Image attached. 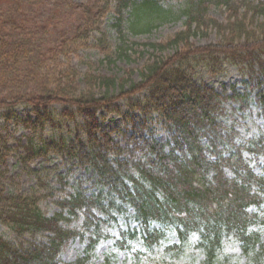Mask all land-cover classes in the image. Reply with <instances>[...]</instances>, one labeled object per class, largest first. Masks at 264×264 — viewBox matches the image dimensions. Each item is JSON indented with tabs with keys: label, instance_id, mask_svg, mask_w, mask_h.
Instances as JSON below:
<instances>
[{
	"label": "trees",
	"instance_id": "1",
	"mask_svg": "<svg viewBox=\"0 0 264 264\" xmlns=\"http://www.w3.org/2000/svg\"><path fill=\"white\" fill-rule=\"evenodd\" d=\"M21 1L31 2L0 0V8ZM32 1L34 6L39 0ZM98 1L102 5L94 6L95 12L80 5L83 19L74 36L43 48L31 42L30 34L17 30L12 14L10 20L0 13V165L15 152L22 169L36 179L35 187L25 194H5L0 181V223L13 233L11 241L0 236V264H61V248L88 232L84 256L68 263L84 264L105 222L99 215L110 220L120 212H129L137 224L120 231L115 242L122 248L134 241L154 246L163 238L164 228L172 227L179 240L175 247L192 233L199 235L205 264H214L226 234L236 237L244 251L253 250L258 235L249 227L256 216L247 208L264 202V167L255 173L244 153L264 157V134L238 143L221 113L229 99L241 110L254 102L264 118V1L185 0L179 12L183 28L163 42L144 44L152 55L137 69L138 80L132 79V69L121 78L85 73L81 88L75 69H56L57 56L66 55L69 42L86 44L96 30L95 40L108 50L105 57L110 61V55L129 56L125 50L134 43L124 45L125 31L149 32L156 22L175 17L162 6L169 0ZM111 1L119 41L115 51L109 50L100 27ZM210 7L219 8L225 22L210 17ZM208 31L219 36L216 43L195 46L191 42ZM197 63L210 74L222 72L226 65L238 67L245 74L243 93L220 95L195 81L192 70ZM97 88L103 90L99 95ZM118 99L137 112L122 114L123 128L117 129L121 141L96 120L100 109L118 112L113 105ZM20 105L29 108L23 117L14 114ZM54 105L62 107L60 114L72 121L69 139L41 137L47 124H58L53 121ZM153 115L165 132L164 141L155 137ZM11 122L27 131L25 142L9 145L6 130ZM49 154L58 156L68 170L90 168L94 176L89 181L95 190L87 194L78 180L71 192L65 191L66 175L58 176V189L48 184L29 163ZM5 174V169L0 170V179ZM47 199L58 207L52 216L39 207ZM68 217L81 218L82 231L67 228L63 221ZM151 222L160 228L151 227Z\"/></svg>",
	"mask_w": 264,
	"mask_h": 264
},
{
	"label": "rangeland",
	"instance_id": "2",
	"mask_svg": "<svg viewBox=\"0 0 264 264\" xmlns=\"http://www.w3.org/2000/svg\"><path fill=\"white\" fill-rule=\"evenodd\" d=\"M254 2L264 0H251ZM21 1L19 4L5 3L0 8V13L7 19L12 20L10 15L17 23V30L30 34L31 42L38 48H43L48 44L60 42L62 39L74 36V30L83 19L81 14L82 7L86 5L87 10L95 12L96 5L101 6L102 2L98 0H39L35 3ZM15 6V10L14 7ZM95 6V7H94ZM165 9H171L175 15L167 21L156 22V26L152 27L149 32L128 33L125 31L124 45L132 44L133 48L126 49L125 52L129 56L120 55V57L111 56V60L105 57V52L96 42L95 36L97 31L91 32L86 44L69 42L66 55H58L55 65L58 72H63L71 67L76 70L78 82L81 88H84L82 76L85 73L103 76L123 77L128 70H134L133 80H138L137 69H139L149 57L152 50L144 44L163 42L167 40L173 33L183 28V17L179 16V12L186 6L185 0H169L163 2ZM92 8V9H90ZM7 9L9 12L5 13ZM81 12V13H80ZM208 15L217 21L225 22V14L219 8L210 7ZM124 20L127 21L128 15L125 14ZM116 13L114 11V2H109L107 9L101 17L100 27L106 33V41L109 44V50L115 51L119 41L113 23L115 22ZM17 33V32H16ZM14 35L15 32H12ZM25 37V36H24ZM64 37V38H62ZM191 42L195 46H204L209 43H216L219 36L214 31H208L206 36H194ZM49 46V45H48ZM128 47V46H127ZM167 53V52H166ZM165 53V54H166ZM193 79L201 81L211 87L217 94L230 95L233 92L242 93L244 89L245 74L241 73L238 67L234 65H226L220 73L210 74L202 65L194 66L192 70ZM102 89H95L96 94H100ZM112 91V89L110 90ZM117 87L113 90L115 93ZM113 105L116 111L98 110L96 120L98 126L111 132L116 141H121V135L117 129L123 128L122 114L130 112L137 115V112L128 109L126 102L122 99L114 101ZM52 115L55 116L56 125H46L41 131V137L47 139L49 137H64L69 139L71 135L72 121L65 115H61V108L54 105ZM223 111L221 118L225 124L232 126L236 132L238 143L253 139L258 135L264 134V118L260 114L259 108L251 102L244 110L238 108L237 104L227 100L222 104ZM29 112V108L23 105L14 109V114L23 117ZM150 121L155 136L158 140L165 139V132L161 124L157 121V116L153 115ZM156 121V122H155ZM6 133L9 135V145L13 146L16 141L25 142L27 131L19 124L9 123ZM244 157L248 160L249 166L255 173L260 172L264 167L263 155L252 157L250 154L244 153ZM29 167L33 172H38L43 179L53 186L59 188L58 176L66 175L68 182L65 191L71 192L78 180L82 182V188L88 194L95 190L93 182L89 181L94 176L90 168H77L72 170L63 164L61 159L49 154L45 157H37L31 160ZM6 170L5 178L0 181L5 194L28 193L35 187L36 179L33 174H27L21 164L18 162L17 154L12 152L5 160L4 165H0V170ZM227 175L232 176V172L226 169ZM62 195L64 193H57ZM41 211L46 216H52L58 211L51 199L43 200L39 205ZM130 211V209H129ZM247 213L256 216V221L250 225L249 229L258 235V242L248 252L244 251L240 241L226 234L222 237L220 247L217 250L216 260L214 264H264V251L260 252L261 246H264V202L251 205L247 208ZM104 220L100 237L93 249L89 252L88 258L84 264H205L202 248L199 245V235L192 233L185 243L178 247L177 233L174 228H164V236L160 242L154 246L147 247L144 242L134 241L129 246L120 247L116 244V239L120 236V231L136 227V222L132 219L129 212H120L110 220L102 215ZM67 228L82 231L81 218L68 217L63 221ZM151 227L160 228L157 222H151ZM88 232L83 233V237L71 238L59 252V260L61 264L74 262L77 258L84 256V250L88 243ZM0 236L6 240H12L13 233L10 228L0 223Z\"/></svg>",
	"mask_w": 264,
	"mask_h": 264
}]
</instances>
